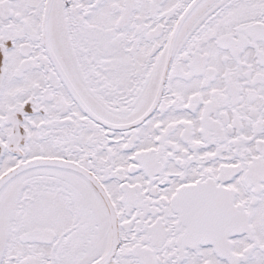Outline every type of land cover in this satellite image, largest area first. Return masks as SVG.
Returning a JSON list of instances; mask_svg holds the SVG:
<instances>
[{"label": "snow or ice", "instance_id": "obj_1", "mask_svg": "<svg viewBox=\"0 0 264 264\" xmlns=\"http://www.w3.org/2000/svg\"><path fill=\"white\" fill-rule=\"evenodd\" d=\"M0 264H264V0H0Z\"/></svg>", "mask_w": 264, "mask_h": 264}]
</instances>
